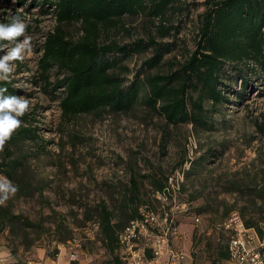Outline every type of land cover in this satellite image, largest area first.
<instances>
[{"label": "rangeland", "instance_id": "obj_1", "mask_svg": "<svg viewBox=\"0 0 264 264\" xmlns=\"http://www.w3.org/2000/svg\"><path fill=\"white\" fill-rule=\"evenodd\" d=\"M205 1L172 0L161 19L151 15L153 0H147L144 11L126 15L118 28L102 34L104 43L117 42L136 49L129 55L110 56H119L113 71L123 78L125 89L135 81L142 82L148 74L175 71L190 58L196 49L199 15L206 9ZM53 9L52 6L51 12L43 15L41 5L33 0H0V23L10 24L13 17H19L26 24L22 35L0 39V61L5 63V68L0 69V81L14 88L12 97L28 101L25 113L16 118L20 125L36 128L37 138L19 142L13 158L26 156L28 179L39 187L34 195L18 198L13 191L15 183L0 171L1 206H12L15 214L35 224H20L0 233V262L29 264L25 261L39 248L51 253L66 248L78 256V261H86L79 264H116L108 262L114 255L104 247L97 216L94 213L89 218L87 212L92 210L93 214L96 206L105 201L117 216L125 217L122 206L132 170L142 182V191L150 196L155 188L152 179L142 175L166 177L181 170V182L187 187L179 200L190 203L192 215L180 214V229L192 233V250L201 247L206 251L197 254L198 264H215L218 249L222 246L225 250L230 237L219 226L232 213H239L240 205L230 210L235 199L240 204L245 202L242 196L226 191L227 179H241L245 171L261 174L264 168V69L246 70L248 86L243 89L241 77L228 64L222 72L225 99L214 105L206 98L203 116L197 121L170 124L158 110L140 100L126 112L106 110L64 117L60 101L65 88L56 89V81L67 73L54 67L49 83L39 76L43 44L56 27ZM161 24L173 26L169 35L162 37ZM64 28L69 38L76 40L82 34L81 23ZM26 38L28 44L24 43ZM140 40H154L161 49L169 48L156 67L150 69L148 63L157 45H149L144 51L136 45ZM17 47L21 58L5 61ZM147 92L142 85L141 100ZM190 95L197 100L199 93ZM190 110L193 114L198 108L192 104ZM4 146L0 161L6 154ZM194 215L200 217L197 224ZM58 217H64L72 230L65 243L57 242L52 229ZM255 244L259 245L257 240ZM9 258L19 262H10ZM120 258L124 264L121 255ZM188 260L191 258L185 262Z\"/></svg>", "mask_w": 264, "mask_h": 264}, {"label": "trees", "instance_id": "obj_2", "mask_svg": "<svg viewBox=\"0 0 264 264\" xmlns=\"http://www.w3.org/2000/svg\"><path fill=\"white\" fill-rule=\"evenodd\" d=\"M18 1L21 3L24 0ZM33 2L41 5L40 13L43 15L49 14L50 8L54 7L56 27L46 36L38 66L39 76L45 83L50 82L54 67H58L60 72L67 73L65 77L56 81V89L65 88L60 101L64 117L106 110L114 113L126 112L140 100L153 110H158L170 124L197 121L203 116V101L206 98L214 105L225 99L221 86L222 72L228 64L238 72L243 89L248 86L246 70L255 67L264 69V0H206V9L199 15L196 49L190 58L175 71L148 74L142 82L135 81L127 89L123 86V78L113 71L119 56L114 59L110 56L129 55L136 49L117 42L104 43L102 34L118 28L126 15L134 16L144 11L147 8V0H33ZM171 2L172 0H153L149 7L151 15L164 19ZM72 23H81L82 34L76 40L69 38L64 28L65 25ZM172 27L161 24L159 31L162 37L169 35ZM136 45L144 51L149 45H157L154 49L155 54L148 63L150 69L156 67L169 51V48L161 49V44L154 40L151 42L140 40ZM142 85H145L148 91L143 100L140 99ZM194 91L199 93L197 99L199 102L190 95ZM13 94L14 88L8 82L0 81V100L11 98ZM192 104L198 108L193 114L190 110ZM36 131V128L20 125L5 141L6 154L0 161V171L15 183L18 198L34 195L39 188L28 179L26 156L13 158L14 147L26 139H36ZM260 173L245 171L241 179L229 177L225 189L228 193L240 195L245 199L244 204H240L238 198L235 199L230 210L240 205L239 215L245 226L254 230L259 239L264 240V168ZM142 176L152 179L155 187L153 194L150 196L149 193L145 194L142 191V182L132 170L130 188L125 194L126 200L122 206L125 217L117 216L115 210L105 201L96 206L93 214L92 210L87 212L89 218L97 216L104 247L114 255L109 263H123L120 261L119 234L128 222L140 217L139 208L142 205L154 206L158 203L154 194L166 187L169 175ZM186 187V183L182 181L180 196ZM40 194L43 195V192ZM87 209L88 206L85 207V213ZM190 214L192 215L191 210ZM20 224L27 227L35 226L22 214H15L12 206L4 208L0 204V233L7 228L15 229ZM52 229L58 243H65L71 238L72 230L66 225L64 217L56 218ZM221 248L222 246L214 257V263L228 264V246L225 250ZM203 252L206 253L201 247L191 251L195 264L197 254ZM71 264L79 262L73 261Z\"/></svg>", "mask_w": 264, "mask_h": 264}, {"label": "built area", "instance_id": "obj_3", "mask_svg": "<svg viewBox=\"0 0 264 264\" xmlns=\"http://www.w3.org/2000/svg\"><path fill=\"white\" fill-rule=\"evenodd\" d=\"M183 175L180 170L169 175L166 187L154 194L158 203L154 206L142 205L139 208L140 217L131 221L119 234L124 264H146L161 256H167L168 264H185L187 252L174 243L176 239H183L180 214L189 215L190 212L189 205L179 200ZM193 219L196 224L201 221L196 215ZM219 227L230 234L228 264H264V240L245 226L238 212L232 213ZM256 240L259 245L255 244ZM72 259H76V254L72 255ZM191 264H195L194 261Z\"/></svg>", "mask_w": 264, "mask_h": 264}, {"label": "clouds", "instance_id": "obj_4", "mask_svg": "<svg viewBox=\"0 0 264 264\" xmlns=\"http://www.w3.org/2000/svg\"><path fill=\"white\" fill-rule=\"evenodd\" d=\"M25 28L26 24L19 17H13L10 24L0 23V39H12L20 36L24 33ZM24 43L28 44L29 39L26 38ZM20 52L21 49L17 47L4 60L20 59ZM4 68V61H0V69ZM27 108V100H17L15 97L0 100V150L3 149L5 141L11 137L12 132L20 126V120L16 117L22 116ZM12 113H15V116Z\"/></svg>", "mask_w": 264, "mask_h": 264}, {"label": "crops", "instance_id": "obj_5", "mask_svg": "<svg viewBox=\"0 0 264 264\" xmlns=\"http://www.w3.org/2000/svg\"><path fill=\"white\" fill-rule=\"evenodd\" d=\"M188 230H185V233L183 232V239H176L174 240V243L176 246H179L182 248V245H184V247L186 248H182L184 249L187 254L188 257L191 258V260H188L185 262V264H189V262H195V260L192 257L191 251H192V243H193V237H192V233L191 232H186ZM185 234V235H184ZM69 249H61L60 251L58 250V252H54L51 253L50 251H47L45 249H37V251L34 253V255L29 257L28 261L25 262H29V264H71L73 261H78V256L76 255V259H72V255H73V251L70 252L68 251ZM13 258L16 259L17 255H13ZM197 259V264L199 263L198 258ZM10 262H19L17 260H13L11 258H9ZM78 262H86V261H78ZM146 264H168V259L167 256H161L157 259H153L148 261Z\"/></svg>", "mask_w": 264, "mask_h": 264}]
</instances>
